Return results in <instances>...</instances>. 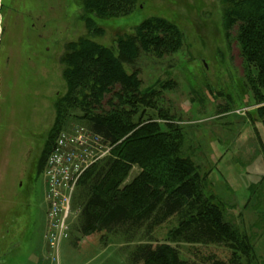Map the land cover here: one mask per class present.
<instances>
[{"label":"rangeland","instance_id":"374dc122","mask_svg":"<svg viewBox=\"0 0 264 264\" xmlns=\"http://www.w3.org/2000/svg\"><path fill=\"white\" fill-rule=\"evenodd\" d=\"M230 1L135 0L129 16L96 20L102 34L94 35L83 22V0H11L13 13L27 21V27L35 23L34 31L53 18L54 40L28 45L16 33L0 46V264H52L44 240L43 174L38 177L28 218L17 183L23 155L42 154L56 118L55 103L65 95L61 59L67 45L88 39L116 53L117 39L134 35V29L149 18L176 25L182 43L170 56L139 52L134 62L123 65L127 74H136L142 91L154 93L151 108H141L144 114L139 109L136 118L142 115L141 122L152 121L162 131L167 125L180 129L182 154L197 167L204 193L213 195L224 221L252 245L250 263L239 256V264H264V127L256 115L264 104L255 101L256 71L241 56L238 28L229 33L223 28ZM45 55L48 62L40 59ZM109 107L104 105V111ZM81 116L70 112L61 132L86 126ZM140 172L133 166L122 186L131 184ZM4 181L7 188L2 186ZM86 194L87 188L78 185L68 238L58 249L59 264H133L137 248L161 244H168L180 260L191 264L231 259L228 244L189 242L185 237L173 240L169 234L179 227L181 217L166 218L161 209L139 224L83 237L78 225Z\"/></svg>","mask_w":264,"mask_h":264},{"label":"trees","instance_id":"16d2710c","mask_svg":"<svg viewBox=\"0 0 264 264\" xmlns=\"http://www.w3.org/2000/svg\"><path fill=\"white\" fill-rule=\"evenodd\" d=\"M134 5L135 0H83L85 28L101 35L96 20L129 16ZM235 27L241 56L248 68L256 71L255 101L264 104V0H231L223 15V28L229 33ZM181 43L182 33L176 25L149 18L134 29V35L117 39L116 53L88 39L68 44L61 59L66 92L55 103L56 118L39 158L38 174H43L65 117L78 111L84 127L111 148L79 182L87 188L78 225L83 237L139 224L161 209L166 218L181 217L179 227L169 234L173 240L185 237L189 242L228 244L230 261L211 264H239V256L250 263V241L224 221L213 195L204 193L197 167L182 154L180 129L167 125L162 131L152 121L141 122L142 115L136 118L139 109L144 114L141 108H151L154 93L142 91L136 74H127L123 65L134 62L139 52L157 58L170 56ZM104 105L110 106L108 111ZM256 115L264 127V106ZM133 166L141 172L131 184L122 186ZM132 263L191 264L180 260L168 244L137 248Z\"/></svg>","mask_w":264,"mask_h":264},{"label":"built area","instance_id":"2783aa9c","mask_svg":"<svg viewBox=\"0 0 264 264\" xmlns=\"http://www.w3.org/2000/svg\"><path fill=\"white\" fill-rule=\"evenodd\" d=\"M110 150L100 136L84 126L58 135L43 170L47 204L44 240L52 264H59V246L68 238L71 202L80 180Z\"/></svg>","mask_w":264,"mask_h":264},{"label":"flooded vegetation","instance_id":"af4514ba","mask_svg":"<svg viewBox=\"0 0 264 264\" xmlns=\"http://www.w3.org/2000/svg\"><path fill=\"white\" fill-rule=\"evenodd\" d=\"M11 0H0V46L4 42L3 39H9L10 36L17 33V37L20 41L29 43H33L37 46L48 44L50 41L54 40V20L53 18L50 21H47L42 27L41 30L34 31L35 23L30 24L27 27V21H21L18 19L17 15H15ZM16 12V11H15ZM38 20V19H37ZM36 20V21H37ZM33 28V29H32ZM18 31V32H17ZM45 31V32H44ZM35 32V33H34ZM44 51L47 53L49 51V47L45 46ZM41 61L48 62L50 60L48 55H45ZM42 152V151H41ZM41 153L32 154L25 153L23 155L22 161L20 162V170L18 171V175L21 177V180L17 183L18 190V198L23 201V208H25L24 213L26 218L27 214L29 216V206L30 203L34 200V195L36 191V183L39 177L38 169H39V157ZM10 169V168H8ZM8 171V170H7ZM6 171V172H7ZM3 187L7 188L8 183L6 181L3 182ZM3 256L6 255L2 254Z\"/></svg>","mask_w":264,"mask_h":264}]
</instances>
